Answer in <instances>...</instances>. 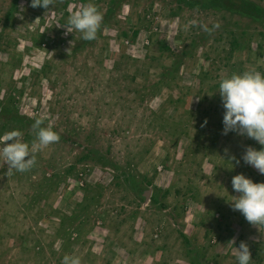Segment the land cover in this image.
<instances>
[{
    "label": "rangeland",
    "instance_id": "obj_1",
    "mask_svg": "<svg viewBox=\"0 0 264 264\" xmlns=\"http://www.w3.org/2000/svg\"><path fill=\"white\" fill-rule=\"evenodd\" d=\"M249 1L261 11L0 0V148L12 130L38 143L36 118L60 137L25 171L0 157V264H238L241 241L264 264V223L228 201L234 175L264 181L242 159L262 146L223 133L218 92L226 75L264 72V0ZM90 2L103 20L84 40L67 20Z\"/></svg>",
    "mask_w": 264,
    "mask_h": 264
},
{
    "label": "clouds",
    "instance_id": "obj_2",
    "mask_svg": "<svg viewBox=\"0 0 264 264\" xmlns=\"http://www.w3.org/2000/svg\"><path fill=\"white\" fill-rule=\"evenodd\" d=\"M32 6L48 8L53 0H31ZM103 13L94 3H87L81 9L70 14L67 24L81 33L84 40L96 38L101 26ZM190 21L189 24H194ZM216 24L213 27H218ZM187 28L188 25H185ZM205 31H211L206 25ZM218 92L224 108L223 133L236 131L240 135L254 139L261 145L259 149L247 146L242 155L246 164L251 165L264 175V72L255 68L241 73H232L219 81ZM41 118H36L32 125L37 130V141L31 148L28 142L20 139L21 132L12 130L5 136V143L0 148V157L10 169L25 171L35 163L33 152L57 142L59 134L52 128L41 127ZM237 163L240 161L237 160ZM232 188L239 195L228 200L233 210H238L252 224L264 223V181L256 182L243 173L236 174L231 179ZM234 244V240L232 241ZM237 248V247H236ZM237 255L238 264H250L252 254L246 242L241 241ZM61 264H81L79 256L66 254Z\"/></svg>",
    "mask_w": 264,
    "mask_h": 264
},
{
    "label": "trees",
    "instance_id": "obj_3",
    "mask_svg": "<svg viewBox=\"0 0 264 264\" xmlns=\"http://www.w3.org/2000/svg\"><path fill=\"white\" fill-rule=\"evenodd\" d=\"M242 1H243V5H240V7H239L240 9H236V10H241L243 13H246V14H249L248 9H251V10L254 9L256 11H261V7L259 5L253 4L249 0H242ZM245 10H247V11H245ZM12 118H13V120H18L16 117H12Z\"/></svg>",
    "mask_w": 264,
    "mask_h": 264
}]
</instances>
